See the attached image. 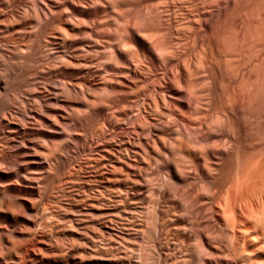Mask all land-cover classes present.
Returning <instances> with one entry per match:
<instances>
[{"label":"bare ground","instance_id":"6f19581e","mask_svg":"<svg viewBox=\"0 0 264 264\" xmlns=\"http://www.w3.org/2000/svg\"><path fill=\"white\" fill-rule=\"evenodd\" d=\"M235 1L0 0V178L8 165L36 200L13 203L3 196L13 183H0V264H156L153 243L164 234L205 247L187 263L177 243L179 264H264V109L261 130L244 122L247 99L259 91L249 70L264 63L250 66L245 36L232 43L225 29L221 51L213 48L211 23L223 17L227 27ZM76 125L85 132L71 135ZM59 136L67 139L60 146ZM193 136L198 148L188 145ZM83 139L94 154L72 171L97 187L77 205L72 195L75 206L37 204L52 164ZM48 227L52 237L38 234ZM61 231L73 236L58 246Z\"/></svg>","mask_w":264,"mask_h":264},{"label":"rangeland","instance_id":"374dc122","mask_svg":"<svg viewBox=\"0 0 264 264\" xmlns=\"http://www.w3.org/2000/svg\"><path fill=\"white\" fill-rule=\"evenodd\" d=\"M264 0H255V2L253 1V0H240V2L239 3H241V5H239V3L237 2V1H235V4H236V6H234L235 8H233V11H232V13H233V15H230V17L231 18H229L228 19V26L227 27H225V25H226V22H224V20L222 19L223 17H221L220 19H219V22L218 23H216L215 24V22L214 23H211L212 24V26L214 27V31H215V40H216V44L215 45H213V48H214V50H215V52L216 53H218L219 52V50L221 51V40L220 39H222V36L224 35V34H222V31H224V29L226 30V31H224V32H227L228 33V39H230L231 40V42L233 43V41L234 42H236V39H240L241 38V36H245L244 37V40H245V48H247L246 50H250L249 52H247V51H245V54H246V61H248V62H251L250 63V66H252L253 67V64H255V63H258L259 62V64H260V62L261 63H264V53L262 54L261 52L259 53V55H260V57L258 56V55H256V49L258 48L257 46H259V45H264V41H262V40H264V30L262 29V25L264 24V19L263 18H261V17H264V2H263ZM248 2H250V3H248ZM23 3V2H22ZM254 3V4H253ZM257 3V4H256ZM250 4H252V7H251V5ZM255 4H256V6H255ZM261 4V5H260ZM23 5L24 6H21V8L23 9V8H25V9H27L26 8V3L24 4L23 3ZM247 5V6H246ZM258 6V7H257ZM245 7H246V9H245ZM250 7V8H249ZM257 7V8H256ZM260 7V8H259ZM241 8V9H240ZM263 8V9H262ZM236 9V10H235ZM253 9V10H252ZM255 9V10H254ZM24 10V9H23ZM246 12H245V11ZM252 10V11H251ZM259 10H261L259 13H258V11ZM243 11V12H242ZM251 11V12H250ZM256 11V12H255ZM247 12H250V14H252L251 15V17H250V14H247ZM244 13V14H243ZM235 14V15H234ZM245 15V16H243V15ZM258 14H260V15H258ZM254 15V16H253ZM256 15H258V16H260V17H255ZM263 15V16H262ZM233 16V17H232ZM238 16V17H237ZM242 16V17H241ZM235 17V18H234ZM234 18V19H233ZM244 18V19H243ZM249 18H250V20H249ZM252 18V19H251ZM254 18V19H253ZM258 18H260L259 20H258ZM233 21H231V20ZM262 19V21L260 22V20ZM223 20V21H222ZM247 20V21H246ZM251 20H253L255 23H253V21H251ZM257 20V21H256ZM232 23H231V22ZM237 21V22H236ZM248 21H249V23H248ZM250 22H252V23H250ZM257 22H259V23H257ZM262 23V24H261ZM209 24H210V22H209ZM233 24V25H232ZM257 24H261V34H260V37H259V34H257L256 32H259V29H258V27L259 26H256ZM219 25V26H218ZM223 25H224V27H223ZM236 25V26H235ZM242 25V26H241ZM252 25V26H251ZM222 26V27H221ZM241 27V29L242 30H240V27ZM245 26V27H244ZM256 26V27H255ZM229 27L231 28V29H229ZM234 28V31L232 30L233 28ZM253 27V28H252ZM219 30H218V29ZM243 28H245V29H243ZM250 28V30H248ZM252 28V29H251ZM255 28H257V29H255ZM263 28H264V25H263ZM220 29H222V30H220ZM235 29H236V31H235ZM238 29H239V31L241 32H237L238 31ZM247 29V30H246ZM243 30H245V31H243ZM252 30H254V33H253V31ZM220 31V32H219ZM256 31V32H255ZM223 32V33H224ZM239 35V36H237V35H235L236 33ZM249 32V33H248ZM250 32L252 33V34H250ZM255 33L257 34V35H255ZM220 34H222L221 36L218 35ZM242 34V35H241ZM245 34V35H244ZM248 35V36H247ZM252 35V36H251ZM254 35H255V37H254ZM262 35V36H261ZM235 36H237V37H235ZM249 37V38H248ZM261 37H263V38H261ZM217 38V39H216ZM219 38V39H218ZM259 38H261V39H259ZM251 40V39H253V40H251L250 42H249V40ZM256 39V40H255ZM255 40V41H254ZM220 41V42H219ZM249 42L250 43V45H252L253 46V42H255L254 44V47L255 48H253L252 46H251V48H250V45H249V43H247V42ZM253 41V42H252ZM252 42V43H251ZM258 44H257V43ZM260 42V43H259ZM257 45V46H256ZM188 46H191V45H188ZM247 46H249V47H247ZM202 47H204L205 48V51H207L208 50V48H209V45H207V47H206V45H203ZM216 47V48H215ZM204 48H203V50H204ZM249 48V49H248ZM219 49V50H218ZM253 49V50H252ZM255 51V52H254ZM255 53V54H254ZM251 56H249V55ZM252 54V55H251ZM256 55V57H258V58H255L254 56ZM247 57H249V58H247ZM253 57V58H252ZM250 58H251V60H250ZM263 58V60H261ZM252 59H254V60H252ZM258 61V62H257ZM261 65V64H260ZM250 68V69H253V68ZM259 71H260V73H262L263 71H264V68H263V70H261V68L259 67V69H257V71H256V73L253 71V74H255L256 75V77H253V76H255V75H253L252 74V70H249V73H251L250 75H251V77H252V80H253V82L254 81H256V83L255 84H258V85H256L257 87L258 86H260L258 89H257V87H256V90L255 91H257V90H259L258 92H256V93H258L257 94V96L255 95L256 93L254 92V89L252 90L254 93L251 95L252 96V98H253V95L255 96L254 98H256V99H252L251 98V96H250V98H248L247 99V105H246V107H249V108H246V114L247 115H245L246 116V118L244 117V122H246V125H247V127H248V129L249 128H252L253 126L255 127V126H257L256 128L258 129L257 131H259V130H261V128H260V126H258L259 125V123L261 124V113L263 112V109H264V100H262L263 98H264V81H262L261 80V78H263L262 76H264V74L262 73V75L260 74L259 75V78H260V80L263 82H261L260 80H258L257 79V74L259 73ZM220 72V73H219ZM216 71V82H217V85L219 86V84H221L220 83V77H221V71ZM19 73H15V74H13L15 77H19L20 75H18ZM17 75V76H16ZM14 76H12V77H14ZM261 76V77H260ZM13 78L14 80L15 79H17L16 81H19L20 79L19 78H21V77H19V78ZM19 79V80H18ZM256 79V80H255ZM257 80H258V82H260L261 84H262V86H261V84L260 83H258L257 82ZM15 81V82H16ZM222 82V81H221ZM260 88H262V89H260ZM263 90V91H262ZM260 92V93H259ZM219 93H220V91H219ZM259 94H262V95H259ZM261 97V99H260V97ZM217 98H219V95L217 96ZM259 98V99H258ZM250 99H252V100H250ZM248 100H249V102H248ZM259 100V101H258ZM218 101H219V99H218ZM261 101V102H260ZM253 102V103H252ZM250 103H252L251 104V106H250ZM256 103L258 104L257 106H256ZM254 104V105H253ZM181 105H182V103H181ZM257 108V110L254 108ZM258 107H259V109H258ZM260 107L262 108V109H260ZM180 108H182L183 110H187V107H181L180 106ZM186 108V109H185ZM248 109V110H247ZM252 110V111H251ZM259 112V113H258ZM75 114V113H74ZM73 114V116H72V118H74L73 119V121L75 122L76 121V123H77V121L79 120L80 121V117H77L76 115H74ZM250 114V115H249ZM264 114V113H263ZM257 115V116H256ZM264 116V115H263ZM255 120V121H253V120ZM258 119V120H257ZM252 121V122H250V121ZM241 121H243V120H241ZM260 121V122H259ZM244 122H242V123H244ZM248 122H250V124L248 123ZM254 122V123H253ZM257 122H259V123H257ZM263 124V123H262ZM261 124V125H262ZM232 125H233V127L235 126L233 123H231V128H232ZM252 126V127H249V126ZM81 127H83V125H81V126H78L77 127V125L74 127V129L76 130H73L72 131V129H73V127L70 129L71 130V133H69V131L66 129V134L67 133H69V134H71V135H73L75 132H77V133H80L81 134V132H85V130L84 129H86L85 127H83V128H81ZM230 127V126H229ZM43 128H45V127H43ZM43 128H41V129H43ZM79 128V129H78ZM233 129H235V128H233ZM255 129V128H254ZM44 130V129H43ZM249 131V130H248ZM230 132H232L231 131V129H230ZM235 132V130L232 132V133H234ZM250 132V131H249ZM253 132V133H252ZM258 133V132H257ZM257 133H255V138H256V135H257V137L259 136ZM260 133H261V131H260ZM85 134V136H86V133H83V135ZM250 134V133H249ZM252 134H254V131H252L251 130V134L250 135H252ZM84 136V137H85ZM260 136H261V134H260ZM1 137H3L4 139H6V137H4V136H1ZM250 137H252V136H249V139H253V138H250ZM3 138H0L1 140H3ZM254 138V139H255ZM260 138V137H259ZM57 139V140H56ZM0 140V143L2 142ZM42 139H40V141H41ZM61 140H63V142L61 141ZM64 140H67V139H64L63 138V136H59V137H54V141H56L55 142V144L57 145L58 143L57 142H60L59 144H63L65 141ZM84 140L85 139H83V141L81 142H75L74 143V140H72L73 142H71V144L72 143H74V144H72V145H74V146H78L77 148L79 149V151L78 150H73V149H70V151L69 150H67V151H61L60 152V154H61V156L64 154V157L62 156L61 157V159L60 160H58V162L57 163H53L52 165L53 166H51L52 167V169H53V172H55V173H53L52 172V169H51V171L50 170H48L50 173H48L47 172V175H46V178L48 179H45L44 181H43V183L44 184H41V186L39 187V191H40V193L41 194H43V197H46V198H43L42 200L43 201H41V202H39V201H37V204H41L42 202V204L44 205V204H46V205H49V206H52L53 204L55 205V207H56V210H57V207L59 208V206L60 207H64V206H70L71 204V206H75V204L77 205V203H79L80 202V200H82L83 199V197L85 198V196L87 195V194H89V191H91V188L90 187H92V185H94L93 183H95V181H93V180H89V183H88V181H87V179L84 177V173H83V171L81 172V171H79V174H74V172L72 171L73 170V168H76L77 167V165H79L80 164V162H81V160L82 159H84L85 160V158L87 159V158H89V157H91L92 156V152L94 151H91V156H90V153H88L89 152V149L92 147L91 145H89L90 143L87 141V140H85V142H84ZM192 140H193V143H192ZM192 140H189V141H191V144H189L188 143V145L189 146H192V144L194 145V147L196 146H198L199 145V142H198V140L197 139H195V137L193 136V138H192ZM195 140L197 141V142H195ZM258 140V138L256 139V140H252V142H254V141H257ZM260 140V139H259ZM4 141V140H3ZM43 141V140H42ZM41 141V142H42ZM53 141V142H54ZM71 141V140H70ZM4 142H6V140L4 141ZM4 142H2V144L4 143ZM187 142V141H186ZM251 142V141H250ZM77 143V144H76ZM58 144V145H59ZM76 144V145H75ZM195 144H197V145H195ZM248 144L250 145V143H249V141H248ZM89 145V146H88ZM187 145V143L184 145V147ZM60 146V145H59ZM91 146V147H90ZM84 147V148H83ZM88 147H90V148H88ZM195 147V148H196ZM199 147V146H198ZM197 147V148H198ZM86 148V149H85ZM186 148H187V146H186ZM185 148V149H186ZM93 149V147L91 148V150ZM249 149V148H248ZM250 150V149H249ZM84 151H85V153H84ZM87 151V152H86ZM64 152V153H63ZM66 152H69V153H66ZM71 152V153H70ZM78 154V155H76V153ZM183 154H185V156L184 157H186V160L188 159V157L186 156L187 155V153H185L186 151H184V148H183V151H181ZM63 153V154H62ZM66 153V154H65ZM181 153V155H183ZM68 154V155H67ZM70 154V155H69ZM93 154H94V152H93ZM74 155H75V157H74ZM89 155V156H88ZM67 156V157H66ZM77 156V157H76ZM79 156H80V158H79ZM82 156V157H81ZM86 156H88V157H86ZM183 157V158H184ZM75 158H77L76 160H75ZM82 158V159H81ZM181 158V161H185V163H186V160H182L183 158L182 157H180ZM63 159V160H62ZM68 159V160H67ZM79 159V160H78ZM81 159V160H80ZM72 160V161H71ZM83 160V161H84ZM59 161H60V163H59ZM69 161V162H68ZM76 161V162H75ZM188 162L190 161L189 159L187 160ZM63 162V163H62ZM71 162H72V164H71ZM77 162H78V164H77ZM59 163V164H58ZM76 163V164H75ZM55 164V165H54ZM56 164H58V166L56 165ZM69 164H70V166H69ZM183 164V163H182ZM57 166V167H56ZM67 166H69V167H67ZM74 166V167H73ZM10 168L8 165L6 166V173L8 172H10L9 173V175H8V173L6 174V176L5 177H1L0 178V183L2 182V181H6L5 183H13V185H11L10 187H9V190L7 189L6 190V193L4 192L3 194H5V195H3V196H6V197H9L10 198V200H11V202H13V203H15L14 201H16V203H18L19 201H20V198L19 197H23V199L22 200H26V201H30V202H32L31 200L34 198V190H31V189H27V188H23V187H18V186H16L15 185V182H17V181H15V178H11L10 177V175L12 176L13 174H14V170H12L11 168L10 169H8V168ZM61 167V168H60ZM62 167H64L65 169L67 168V170H65L64 168H62ZM71 167V168H70ZM59 168V169H58ZM14 169V168H13ZM58 169V170H57ZM63 171H62V170ZM68 169H70V170H68ZM12 170V171H11ZM65 170V171H64ZM58 171V172H57ZM60 171V172H59ZM66 172V173H65ZM71 172V173H70ZM73 172V173H72ZM52 173L55 175V174H57V176L55 175V177H53V175H52ZM80 173H82V174H80ZM59 174V175H58ZM63 174V175H62ZM69 174H71V175H73L71 178L72 179H69V178H67V175L68 176H70ZM49 175V176H48ZM52 175V176H51ZM80 175V178L78 177ZM120 174H118V177H124L125 178V176L124 175H120ZM61 176V177H60ZM65 178H64V177ZM6 177H10V179H8V178H6ZM49 177V178H48ZM83 177V179H81ZM3 178V179H2ZM55 178V179H54ZM57 178L58 179H60L61 180V182H60V180H57ZM64 178V179H63ZM85 178V179H84ZM14 179V180H13ZM51 179V180H50ZM131 179V178H130ZM75 180V181H74ZM83 180V181H82ZM84 180H85V183H84ZM10 181V182H9ZM54 181V182H53ZM70 182L68 185H66L67 183L66 182ZM80 183H79V182ZM93 181V182H92ZM50 182H51V184H50ZM72 182H73V185H72ZM76 182H78L77 184H75ZM82 182V183H81ZM46 183H48V184H46ZM53 183V184H52ZM55 183H57V184H55ZM87 183V184H86ZM91 183H92V185H91ZM61 185V187H62V189L65 191H63L62 189H61V187H60V185ZM43 185L44 186H48L49 187V189H48V187L46 186L45 188H46V190H47V192H46V190H45V188H43ZM50 185V186H49ZM53 185V186H52ZM63 185H64V187H65V185L67 186V187H65L66 188V190H65V188L63 187ZM78 185V186H77ZM89 185V186H88ZM91 185V186H90ZM69 186V187H68ZM75 186H77V187H75ZM179 186V185H178ZM56 187V188H55ZM71 187H73V188H71ZM95 187H97V185L95 186ZM95 187H92V188H95ZM103 187H105V186H103ZM103 187H101L103 190H101V188H99L101 191H103V192H101V195H102V193L105 195V193H106V197H107V195L109 194L108 192H106V190H105V188H107V187H105V188H103ZM175 187V186H174ZM174 187L172 188L173 190H176L177 188V186L175 187L176 189H174ZM180 187V186H179ZM18 188V189H17ZM58 188H59V190H58ZM75 188V189H74ZM77 188H80V191H79V189H77ZM90 188V189H89ZM180 188H182V187H180ZM14 189H15V191H14ZM41 189H42V191H41ZM62 191H61V190ZM70 189H71V191H70ZM82 189H83V191H85V193L82 191ZM54 190V191H53ZM181 190V189H180ZM180 190H179V188H178V191H179V194H181V192H180ZM11 191V192H10ZM31 191V192H30ZM44 191V192H43ZM55 191H56V193H55ZM61 191V192H60ZM79 191V192H78ZM108 191V190H107ZM177 191V190H176ZM175 191V192H176ZM43 192V193H42ZM49 192V193H48ZM52 194H51V193ZM58 192V193H57ZM63 192V193H62ZM74 192V193H73ZM105 192V193H104ZM49 195H48V194ZM70 193H71V195H70ZM77 193H78V195H77ZM87 193V194H86ZM6 194H8L9 196H7ZM66 196H65V195ZM67 194H68V197L70 196V198H68L67 197ZM80 194H82V195H80ZM85 194V196H83ZM130 194V193H129ZM14 195V196H13ZM19 195V196H18ZM21 195V196H20ZM24 195V196H23ZM62 195V196H61ZM76 197L75 199L77 200V198H79L77 201L76 200H74V197ZM16 196H17V198H16ZM33 196V197H32ZM50 196V197H49ZM60 196H61V198H60ZM80 196H82V197H80ZM109 196V195H108ZM123 196H124V194H123ZM126 196V195H125ZM6 197H4V198H6ZM14 197V198H13ZM64 197V198H63ZM68 199H67V198ZM72 197V198H71ZM102 197H104L103 195H102ZM105 197V198H106ZM18 199L19 198V200H14V199ZM48 198H49V200H48ZM81 198V199H80ZM105 198H101L102 200L101 201H105V202H107L108 201V198L109 197H107V200H105ZM51 199V200H50ZM59 199L61 200V201H59ZM65 199H67V200H65ZM7 200H8V198H7ZM12 200H14V201H12ZM57 200H58V202H57ZM73 200L76 202H74L73 203ZM33 201H35L36 202V200L35 199H33ZM47 201V202H46ZM55 201V202H54ZM64 201V202H63ZM65 201H66V203H67V205H66V203H65ZM79 201V202H78ZM34 202V203H35ZM54 202V203H53ZM57 202V203H56ZM62 202V203H61ZM105 202H103V203H105ZM174 202V201H173ZM51 203V204H50ZM53 203V204H52ZM59 203V204H58ZM56 204H57V206H56ZM70 204V205H69ZM54 205H53V208H54ZM49 222H50V220H48ZM48 228H50V231H52V232H50L49 231V229ZM48 228H45V230H44V232H43V230L42 229H38L37 230V232L38 231H40V232H38V234L39 235H41V234H43V235H46V236H51L52 237V235L53 234H55V232H53V231H55L54 229H52L51 227H48ZM46 229H47V231H46ZM52 229V230H51ZM42 230V231H41ZM46 231V232H45ZM50 232V235H49V232ZM68 232V231H67ZM66 231H64L63 233H62V231H61V234H59L58 236H59V238L57 239V240H59V241H55V245H63L64 243L66 244V243H68V240L66 239V238H69V236L71 237V236H73V234H72V232L71 231H69L68 233H67ZM44 233H46V234H44ZM48 233V234H47ZM51 233H53L52 235H51ZM70 233V234H69ZM69 234V235H68ZM67 235V236H66ZM63 236V237H62ZM167 236V235H166ZM54 237V236H53ZM55 237H56V235H55ZM165 237V234L161 237L160 236V238L158 237V238H156V240L158 241V242H156L155 241V243H153L154 244V246L157 248V249H155L154 247H153V249H154V251L155 250H159L158 252H156V254H155V256L157 257V258H155V262L157 261V263L159 264V262L161 263V264H171V263H173V264H179V261H182L181 259L183 258V262H184V259H185V261L187 262V263H189L190 261H196V257H195V259H191V257H193L194 256V254H195V252H197L198 251V253L200 252L201 254L203 253V252H201V250L199 251L198 250V248L200 247V244H199V246L197 245V243H195V242H197L194 238H193V240H192V238H191V241L190 240H187L189 243L190 242H193V241H195V242H193L190 246L189 245H186V244H188L187 243V241L186 242H184V241H182V239H183V237H170V239L168 238V236L166 237V239L167 240H169V242L164 238ZM194 237V236H193ZM57 238V237H56ZM176 241L175 243H172V242H174V240ZM180 239L179 241H178V239ZM63 239V240H62ZM66 239V240H65ZM159 239H161V240H159ZM177 239V240H176ZM61 240V241H60ZM64 240H65V242H64ZM165 240H166V242H165ZM67 241V242H66ZM163 241V242H162ZM172 241V242H171ZM180 241H182V242H180ZM64 242V243H63ZM150 242V241H149ZM162 242V243H161ZM60 243H62V244H60ZM79 243H81V242H79ZM158 243V244H157ZM172 243V244H171ZM177 243L180 245V246H183L182 248L180 247V246H178L177 245ZM30 243H28V244H26L27 246H31V245H29ZM83 244V243H82ZM168 244H169V246H168ZM58 245V246H59ZM151 245L152 244H150V247H151ZM163 245V246H162ZM177 245V246H176ZM153 246V245H152ZM159 246H161V247H159ZM185 246V247H184ZM189 246V247H188ZM176 249L177 247L179 248L180 247V249L182 250V253L183 252H185V254L183 253V256L182 255H180V254H182V253H180V254H178L179 253V250L180 249H174V248ZM188 247V248H187ZM193 247V248H192ZM203 246H201L199 249H201ZM81 248H83L82 247V245H81ZM161 248V249H160ZM165 248V249H164ZM183 248H184V251H183ZM185 248L187 249V250H185ZM191 248H192V252H189V250L188 249H190L191 250ZM207 248H208V246H207ZM210 248V247H209ZM208 248V249H209ZM150 249H152V247L150 248ZM175 251H174V250ZM207 249V250H208ZM212 248H210L209 250H211ZM161 250V251H160ZM202 250H204V253H205V247L202 249ZM170 251V252H169ZM174 251V255H173V252ZM212 251V250H211ZM161 252V253H160ZM168 252V253H167ZM175 252H177V253H175ZM181 252V251H180ZM187 252L191 255L190 257L188 256V254H187ZM207 252V251H206ZM209 252V251H208ZM160 254V259H159V257H158V254ZM166 253V254H165ZM170 253V254H169ZM172 253V254H171ZM198 253H196V255L198 254ZM203 253V254H204ZM162 254V255H161ZM164 254V255H163ZM168 254V255H167ZM187 254V255H186ZM192 254H193V256H192ZM177 255V256H176ZM186 255V256H185ZM195 255V256H196ZM164 258H163V257ZM166 256V257H165ZM170 256V257H169ZM172 256V257H171ZM175 256V257H174ZM180 256H182V258L180 257ZM166 258H167V260H166ZM173 258H175V259H173ZM178 258V259H177ZM181 258V259H180ZM186 258H187V260H186ZM194 258V257H193ZM62 259H63V257H62ZM163 259V260H162ZM165 259V260H164ZM171 259H172V261H171ZM176 259H177V261H178V263H176ZM160 260V261H159ZM169 260V261H168ZM175 261V263H174V261ZM167 261V262H166ZM189 261V262H188ZM64 262V261H63ZM171 262V263H170ZM91 262H89V263H87V264H90ZM156 263V264H157ZM192 263H195V262H192ZM62 264V263H61ZM91 264H94V263H91ZM185 264V263H184Z\"/></svg>","mask_w":264,"mask_h":264}]
</instances>
